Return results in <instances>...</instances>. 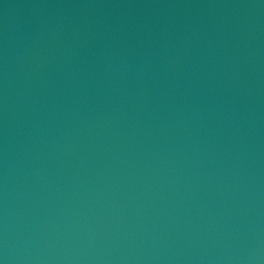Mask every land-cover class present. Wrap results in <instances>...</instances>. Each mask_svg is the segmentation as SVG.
Here are the masks:
<instances>
[{
  "label": "water",
  "instance_id": "1",
  "mask_svg": "<svg viewBox=\"0 0 264 264\" xmlns=\"http://www.w3.org/2000/svg\"><path fill=\"white\" fill-rule=\"evenodd\" d=\"M0 264H264V0H0Z\"/></svg>",
  "mask_w": 264,
  "mask_h": 264
}]
</instances>
